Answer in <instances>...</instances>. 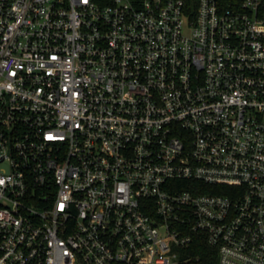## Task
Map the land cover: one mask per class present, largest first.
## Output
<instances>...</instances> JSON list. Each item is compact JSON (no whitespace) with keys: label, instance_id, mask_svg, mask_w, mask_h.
<instances>
[{"label":"built area","instance_id":"2783aa9c","mask_svg":"<svg viewBox=\"0 0 264 264\" xmlns=\"http://www.w3.org/2000/svg\"><path fill=\"white\" fill-rule=\"evenodd\" d=\"M264 264V0H0V264Z\"/></svg>","mask_w":264,"mask_h":264},{"label":"trees","instance_id":"16d2710c","mask_svg":"<svg viewBox=\"0 0 264 264\" xmlns=\"http://www.w3.org/2000/svg\"><path fill=\"white\" fill-rule=\"evenodd\" d=\"M189 13L196 8L197 0H184ZM199 255V260L196 264H218V254L214 247H211L206 241L196 243L193 250Z\"/></svg>","mask_w":264,"mask_h":264}]
</instances>
